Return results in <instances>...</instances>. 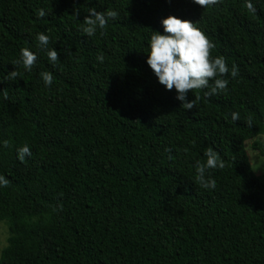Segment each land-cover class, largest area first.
<instances>
[{"label":"trees","instance_id":"1","mask_svg":"<svg viewBox=\"0 0 264 264\" xmlns=\"http://www.w3.org/2000/svg\"><path fill=\"white\" fill-rule=\"evenodd\" d=\"M247 2L0 0V221L10 231L0 264H264V174L244 147L264 135V0H251L254 12ZM90 8L118 17L88 37ZM169 15L195 23L229 69L218 77L226 91L188 93L201 97L191 110L147 63ZM25 47L37 55L31 71L13 65ZM208 147L225 163L205 172L215 189L194 182ZM252 148L264 160V141Z\"/></svg>","mask_w":264,"mask_h":264},{"label":"clouds","instance_id":"2","mask_svg":"<svg viewBox=\"0 0 264 264\" xmlns=\"http://www.w3.org/2000/svg\"><path fill=\"white\" fill-rule=\"evenodd\" d=\"M194 3L207 8L211 5L220 3L221 0H193ZM246 8L249 12H254L255 8L248 0ZM88 15L84 18V26L80 31L88 37H93L96 34L97 28L106 30L108 21L116 19L118 12L108 9L106 12L97 11L95 8L88 10ZM75 14L79 16L78 10ZM38 17H44L46 12L44 9L37 10ZM164 33L153 31L150 37L149 51L147 63L156 76L159 82L166 86L168 90L173 88L177 91V99L182 101V107L185 110H191L196 106V102L201 99L199 94L195 95V99L189 101L188 93L195 92L200 89H209L205 93L206 96L219 95L226 91L228 80L218 78L226 76L229 73L226 60L223 56L212 57L211 51L215 47L207 35L196 26L191 20L181 19L175 15H169L162 20ZM101 31V35H104ZM38 47L40 49H47L50 43L48 35L40 32L36 35ZM71 55V53H67ZM47 57L49 61L55 66L59 61V54L57 49L52 48L47 50ZM97 60L103 62L104 56L102 54L97 56ZM37 61V55L29 48L21 49V59L14 61L13 65H22L26 70L31 71ZM239 73L238 66H232L231 76L235 78ZM45 86H51L53 82V74L49 71L40 73ZM20 73L16 70L8 73L6 79L15 81ZM214 81L209 84V81ZM5 99L8 98V92L3 91ZM239 119V113H232V120ZM246 123L249 127L253 126L252 118L248 117ZM4 147H8V142L4 141ZM171 151V149H167ZM187 151V149H185ZM31 148L25 144L18 148V159L23 162L26 156H31ZM204 155L207 157L206 162H197L196 175L194 182L201 188L215 189L216 181L212 178H206L205 172L207 169L225 167L224 161L221 159L219 153L212 147H208ZM9 181L0 176V186H7Z\"/></svg>","mask_w":264,"mask_h":264},{"label":"rangeland","instance_id":"3","mask_svg":"<svg viewBox=\"0 0 264 264\" xmlns=\"http://www.w3.org/2000/svg\"><path fill=\"white\" fill-rule=\"evenodd\" d=\"M255 140L264 141V135H259L254 138L247 139L244 142V147H245L249 162L251 164V167L253 169V172L256 175H261V174H264V160L258 154V152L252 148V143ZM9 235H10V231H9L7 222L0 221V252L6 246Z\"/></svg>","mask_w":264,"mask_h":264}]
</instances>
